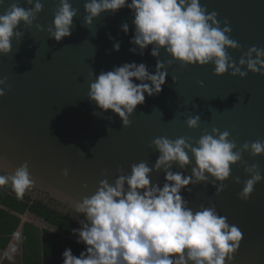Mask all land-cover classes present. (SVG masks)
Segmentation results:
<instances>
[{
  "label": "water",
  "instance_id": "1",
  "mask_svg": "<svg viewBox=\"0 0 264 264\" xmlns=\"http://www.w3.org/2000/svg\"><path fill=\"white\" fill-rule=\"evenodd\" d=\"M36 2L0 0V15L13 3L33 9ZM39 2L42 11L30 26L20 23L16 31L21 36L12 38L11 52L0 54V80L7 78L0 84L4 91L0 96V174L14 173L27 162L34 189L45 201L54 199L73 214L77 203L95 194L100 181L114 184L119 175H130L133 164L145 162L153 169L151 183L162 188L165 170H155L160 153L154 139L184 137L196 147L199 138L212 134L213 128L228 131L241 159L230 166V176L223 182L207 173L206 181L196 182L195 157L188 149L190 163L181 168L173 162L168 170L192 177L193 183L180 192L187 207L196 212L214 206L218 215L242 232L231 264H264V153L253 155L250 147L243 149L246 142H264V75L239 63L241 58L247 60L251 47L264 49V0H200L206 14L217 13L221 29H231L226 35L238 46L225 51L230 63L247 73L244 77L232 75L233 68L216 75L212 62L182 67L163 48L153 57V45L141 50L130 43L135 35L134 13L127 7L116 13L102 12L87 24L89 0H69L77 15L71 35L57 42L49 30L54 31L59 0ZM124 23L129 26L127 34L122 31ZM117 42L119 51L114 50ZM158 61L167 73L162 91L144 94V103L128 117L129 126L90 100L89 85L101 72L125 63H143L155 74ZM196 115L199 127L190 129L186 120ZM252 165L258 167L262 180L243 200L239 194L254 175L245 169ZM221 184L224 187L218 193Z\"/></svg>",
  "mask_w": 264,
  "mask_h": 264
},
{
  "label": "clouds",
  "instance_id": "2",
  "mask_svg": "<svg viewBox=\"0 0 264 264\" xmlns=\"http://www.w3.org/2000/svg\"><path fill=\"white\" fill-rule=\"evenodd\" d=\"M29 4L32 0H27ZM127 7L134 13V38L130 41L141 50L153 45L151 55H159L163 48L176 61L185 65H215V74L222 75L233 68L244 77L225 51L226 47L236 48L238 44L229 39L226 33L231 29L219 26L216 12L206 14L207 9L200 0H89L85 4L88 15L87 24L99 17L102 12L116 13ZM43 5L37 0L33 9H26L16 3L0 15V54L7 55L12 50V38H19L16 31L23 21L31 25L36 13ZM77 10L69 0H59L54 15L52 38L57 42L71 35V25ZM129 26L122 25L127 34ZM119 42L114 50L119 51ZM133 53L135 49H130ZM255 53V58L252 54ZM143 54V53H141ZM241 58L240 65L247 64L253 73L264 75V49L251 47ZM169 63H171L169 61ZM163 63L157 62L156 73L150 74L146 65L125 63L112 71L101 72L89 85L88 96L91 101L104 110H111L129 126L128 119L149 96L159 94L165 83L167 73L161 71ZM7 78L0 80L5 83ZM140 81V83H134ZM150 81V83H145ZM4 91L0 89V96ZM200 116L189 117L186 124L190 129L199 127ZM228 131L220 132L213 128L212 134H203L192 147L184 137L170 140L158 137L153 144L160 153L155 170H165V183L161 188L150 181L149 168L145 162L133 164L130 175H119L114 184L107 179L100 181L95 194L84 197L75 206V212L84 214L86 222L74 230L78 243L82 242L86 250L79 257L73 255L70 248L63 252V264H231L233 254L242 241V232L235 225H229L226 217L217 214L214 206L193 212L187 207L180 192L193 183L192 177L174 173L168 169L173 162L183 168L190 163L186 149L195 157L196 167L193 176L196 182L206 181L205 173L223 182L230 176V166L241 159V152L234 151L236 143L229 139ZM251 148L253 155L264 153V142L244 143L243 149ZM254 175L245 181L243 200H248L254 185L262 180L256 165L245 169ZM68 176V170L63 172ZM10 186L17 198H23L27 191L34 188L35 182L29 173L27 162L14 173L0 174V187ZM84 187H87L86 185ZM221 184L217 192L223 190Z\"/></svg>",
  "mask_w": 264,
  "mask_h": 264
},
{
  "label": "trees",
  "instance_id": "3",
  "mask_svg": "<svg viewBox=\"0 0 264 264\" xmlns=\"http://www.w3.org/2000/svg\"><path fill=\"white\" fill-rule=\"evenodd\" d=\"M26 215L42 221L47 227L40 228L33 222L23 223L22 217ZM75 217L42 198L32 199L28 193L17 198L10 186L0 187V236H13L23 227L26 264H63L62 254L68 248L79 257L86 246L77 242L79 237L74 230H79L82 225L76 220L78 215Z\"/></svg>",
  "mask_w": 264,
  "mask_h": 264
},
{
  "label": "crops",
  "instance_id": "4",
  "mask_svg": "<svg viewBox=\"0 0 264 264\" xmlns=\"http://www.w3.org/2000/svg\"><path fill=\"white\" fill-rule=\"evenodd\" d=\"M23 223L33 222L27 215L22 217ZM34 225L38 226L37 223ZM40 227V226H38ZM46 228V227H40ZM22 229L13 236H0V264H26L23 255V236ZM7 239H9L7 243Z\"/></svg>",
  "mask_w": 264,
  "mask_h": 264
},
{
  "label": "flooded vegetation",
  "instance_id": "5",
  "mask_svg": "<svg viewBox=\"0 0 264 264\" xmlns=\"http://www.w3.org/2000/svg\"><path fill=\"white\" fill-rule=\"evenodd\" d=\"M26 193H28V195H30L32 199L35 198V197L32 196L31 193H29V191H27ZM40 198L46 200V197H45V196H42V195H41ZM45 202L50 203V205H54V207H55V206L58 207L60 210H62L61 208H63L62 211H63L64 213H66L67 215H69L70 217H72V218H74L75 216L78 215V217H77L76 220H78V222H79L80 224H81V221L86 222V219L83 218V217H81V215L77 214V213L74 212V211H73V214H72V210H67V209L65 210V207L62 205V203H60V202H58V201H56V200H54V199L48 198V201H45ZM65 211H66V212H65ZM70 211H71V212H70ZM75 214H77V215H75ZM75 218H76V217H75ZM81 225H82V224H81Z\"/></svg>",
  "mask_w": 264,
  "mask_h": 264
},
{
  "label": "rangeland",
  "instance_id": "6",
  "mask_svg": "<svg viewBox=\"0 0 264 264\" xmlns=\"http://www.w3.org/2000/svg\"><path fill=\"white\" fill-rule=\"evenodd\" d=\"M29 193H31L32 196L35 197V198H40L41 195H42L41 192L37 191V190L34 189V188H33L32 190H30ZM42 196H43V195H42ZM30 219L34 221L33 224L37 223L38 226H40V227H47V224H44L42 221H40V220H38V219H33L32 217H30Z\"/></svg>",
  "mask_w": 264,
  "mask_h": 264
}]
</instances>
